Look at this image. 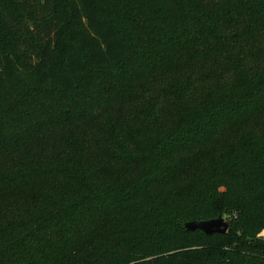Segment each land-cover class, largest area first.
I'll return each instance as SVG.
<instances>
[{
  "label": "trees",
  "instance_id": "trees-1",
  "mask_svg": "<svg viewBox=\"0 0 264 264\" xmlns=\"http://www.w3.org/2000/svg\"><path fill=\"white\" fill-rule=\"evenodd\" d=\"M263 233L264 0H0V264H264Z\"/></svg>",
  "mask_w": 264,
  "mask_h": 264
},
{
  "label": "water",
  "instance_id": "water-1",
  "mask_svg": "<svg viewBox=\"0 0 264 264\" xmlns=\"http://www.w3.org/2000/svg\"><path fill=\"white\" fill-rule=\"evenodd\" d=\"M186 229L188 231H196L201 230L203 233L207 235H213V234H221L225 235L230 230V225L228 221L223 217H218L214 220L209 221H194V222H188L185 225Z\"/></svg>",
  "mask_w": 264,
  "mask_h": 264
},
{
  "label": "clouds",
  "instance_id": "clouds-1",
  "mask_svg": "<svg viewBox=\"0 0 264 264\" xmlns=\"http://www.w3.org/2000/svg\"><path fill=\"white\" fill-rule=\"evenodd\" d=\"M225 219L227 220V219H228V217H227V216H225Z\"/></svg>",
  "mask_w": 264,
  "mask_h": 264
},
{
  "label": "rangeland",
  "instance_id": "rangeland-1",
  "mask_svg": "<svg viewBox=\"0 0 264 264\" xmlns=\"http://www.w3.org/2000/svg\"><path fill=\"white\" fill-rule=\"evenodd\" d=\"M262 236H263V238H264V233H263V235H262Z\"/></svg>",
  "mask_w": 264,
  "mask_h": 264
}]
</instances>
